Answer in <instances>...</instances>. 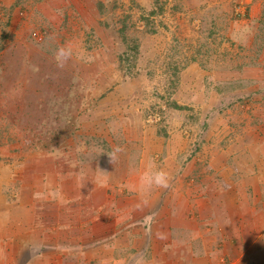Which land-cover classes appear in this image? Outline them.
Masks as SVG:
<instances>
[{
  "label": "rangeland",
  "instance_id": "obj_1",
  "mask_svg": "<svg viewBox=\"0 0 264 264\" xmlns=\"http://www.w3.org/2000/svg\"><path fill=\"white\" fill-rule=\"evenodd\" d=\"M21 1L0 0L3 30L0 45L19 46L20 56L30 57L31 51L36 54L35 48L39 50L40 42L37 45L30 40L33 30L37 29L43 39L35 38V41L45 42L52 53L58 46H70L73 55L63 68H58L53 60L54 65L49 62L43 68L44 76L48 75L47 71L55 72L51 75L61 79L64 85H54L47 91L37 89L40 94L58 96L74 82L82 89L79 94L83 92L86 96L83 105L80 99L72 103L65 101L64 116L60 117L57 111L58 116L53 118L54 112L44 100H37V104L31 95L36 90L31 84L38 82L41 77L38 74L43 73L40 68L33 71L29 67L21 68L15 56L0 53V62H4L0 71V178L9 172L6 182L12 185L13 178L27 173L22 169L35 173L34 167L36 174L45 171L47 175L28 177L25 189L20 187L17 200L36 205L48 203L46 198L52 195L59 202L67 201L63 205L56 201L51 204L53 207L48 205L37 210L41 220L36 228L44 224L52 227L55 224L56 228L64 223L65 215L75 220L71 232L80 228L83 220L87 222L90 205L73 197V192L90 188L98 170L92 165L79 164L76 143L80 134L93 137L91 144L101 145L105 150L110 148V142L114 145L121 139L135 137L144 141L149 151L166 147L174 156L183 152L188 161L186 167L189 164L185 170L194 174L195 181L190 184L193 188L182 184L179 188L195 192L208 191L203 176L214 169L210 164L213 151L226 148L228 153L217 154L220 158L242 150L249 153L246 150L252 149L254 142L253 154L261 180L258 184L264 189V0H59L51 1L59 14L55 19L51 5L44 4V0H35L29 8ZM37 1L42 4L38 6ZM12 2L15 4L10 6ZM23 8L26 9L21 14ZM11 10L17 12L11 13ZM214 23L220 27L218 40L209 36ZM11 24L13 31L9 29ZM5 25L9 27L6 29ZM148 26H153L156 32L150 33ZM5 30L11 33V38L5 35ZM133 41L140 44L138 53L128 48V42ZM88 50H97L101 55L95 61L97 65L90 66L88 60L77 55L80 51L84 56ZM250 60L254 63L238 70L225 65ZM234 80L240 82L225 93L214 87L218 81ZM17 92L25 93L32 103L25 102L17 109L16 103L13 105ZM53 119L55 122L50 123ZM74 120L84 126L80 127L83 132L72 126ZM209 143L216 148L211 149ZM32 147L45 155L43 163L35 164L34 156L25 154ZM136 149L131 151L132 155L124 151L119 155L128 162L127 157L138 156ZM48 150L56 151L59 158L51 156ZM89 155L91 159L93 156ZM215 161L219 164V157ZM139 167L142 169L145 165L142 163ZM69 169L75 176H70ZM196 169L199 174L194 172ZM184 173L178 169L175 174ZM200 174L202 181L197 180ZM31 186L40 193H47L46 189L50 188L53 194L47 193L39 200ZM32 196L38 201L34 202ZM11 198L15 200L14 196ZM67 198L76 201L70 202ZM200 200L204 207L211 201L208 196ZM0 215L7 218L8 213Z\"/></svg>",
  "mask_w": 264,
  "mask_h": 264
},
{
  "label": "crops",
  "instance_id": "obj_2",
  "mask_svg": "<svg viewBox=\"0 0 264 264\" xmlns=\"http://www.w3.org/2000/svg\"><path fill=\"white\" fill-rule=\"evenodd\" d=\"M51 1L57 3L59 0H44L43 3L51 5L52 16L55 19V15L59 14ZM34 2L35 0H22L20 3L29 8ZM37 3L38 6L42 4L40 1ZM14 4L12 2L10 6ZM30 20L31 16L28 19L29 24L32 23ZM7 26L9 25H5L6 29ZM9 29L13 31L14 25L11 24ZM2 32L0 28V34ZM41 52L34 54L31 51L30 57H21L19 46L0 45L2 55L15 56L20 61L21 68L29 67L30 71L38 66L44 68L49 62L54 65L53 53L48 50L43 52L45 55H40ZM3 63L2 60L0 71L3 70ZM191 68L196 69V66L192 65ZM53 73L55 72L47 71L48 75L43 77L44 81L39 79L36 82L38 87L41 85L43 91L49 90L53 83L57 85L55 82L58 80L62 82L61 79L49 76ZM14 95L16 99L13 105L16 103L17 109L22 108L25 102L32 103L25 93L17 92ZM31 95L33 98L37 96L35 91H32ZM49 96L55 94L48 95L47 99L51 100ZM85 97L82 94L80 101L82 105ZM38 99H44L43 94H40ZM58 113L55 111L52 117L56 118ZM59 115L64 116L63 113ZM54 122V119L50 121ZM72 126L83 132L80 127L84 126L78 120H74ZM32 132L36 133V130ZM142 132L146 134V130ZM130 138L133 139L127 140ZM127 139H121L114 145L110 142V148L106 150L101 145L95 146L96 158L90 159L89 156V159L82 163L85 166L92 165L93 169L98 170L96 173L98 176L97 181L91 180L92 186L86 191L79 188L73 192L75 195L73 197L90 205L87 222L83 220L80 228L73 232L71 225L75 220L67 215L65 217L68 223L64 218V223H67L64 226L61 225L64 223L56 225V228L55 224L53 227L44 224L43 227L39 225L36 228V224L41 220L37 210L41 211L44 206H52L57 199L53 201L47 197L48 203L44 201L36 205H28L17 200L20 187L25 189L28 177L32 175L40 177L45 175L44 171L39 175L36 174L34 167L35 173L22 169L27 173L13 178L11 181L15 184L12 185L6 182L9 179V172L2 174L0 214L8 213L9 219L0 215V264H136L137 258L141 255L144 256L146 264H264V189L258 184L261 180L253 154L256 151L254 142L252 149L246 150L250 151L249 153L242 150L220 158L217 154L228 153L226 148L220 147V150L213 151L210 164L214 165V169H210L211 173L203 176L206 177L208 191L195 192L194 189L179 188V184L193 188L190 184H194L195 181L194 174L186 171L189 164L186 167L188 161H185L183 152L174 156L166 147L160 151L158 149L149 151L146 150L144 141L135 137ZM116 145L122 146L124 154L129 155L137 148L138 156L137 154L134 156L141 157L143 161H140L141 158L130 156L126 162V158L122 160L123 156L118 154L115 163H111L107 152ZM209 145L211 149L216 148L213 144L211 147V143ZM128 146L130 149H127ZM34 149L33 147L27 149L25 154L34 156L33 161L36 164L39 160L36 155L39 154ZM81 152L89 155L88 151ZM150 152L160 157L154 158ZM218 157L219 164L215 161ZM142 163L145 168L139 169ZM150 165L165 169L169 174L171 187L145 188L141 185L140 178ZM178 169L185 173L181 176L176 175ZM194 172L200 173L197 169ZM200 177L201 174L197 175V180H201ZM31 187L32 193L39 197V200L47 195L36 192L33 186ZM11 196H14L15 200ZM204 196H208L212 201L205 204L208 205L206 207L200 200ZM32 200L38 201L34 197ZM67 200L76 201L70 198ZM60 221L58 220V223ZM28 241L43 245L40 255L32 258L30 249H23L19 245ZM29 257L31 261L26 259Z\"/></svg>",
  "mask_w": 264,
  "mask_h": 264
},
{
  "label": "trees",
  "instance_id": "obj_3",
  "mask_svg": "<svg viewBox=\"0 0 264 264\" xmlns=\"http://www.w3.org/2000/svg\"><path fill=\"white\" fill-rule=\"evenodd\" d=\"M13 12V10H11V13ZM149 19V18H148ZM215 24V26L213 27V30H210L209 31V36H214L215 37V39L216 40H218L217 38H218V36H219V34H220V27L217 25V23H214ZM149 27V29H148V31L150 32V33H154V32H156V29H154V27L152 26V27H150V26H148ZM126 30H127V27H126ZM8 30H5V35L7 36V37H9L10 36V38L12 37V35H11V33L9 34V31L7 32ZM216 34V35H215ZM218 34V35H217ZM224 36H225V34H224ZM220 38H221V35L219 36ZM222 38H223V36H222ZM32 43H33V41H32ZM33 44H37L36 42H34ZM38 45V44H37ZM128 48L130 49V50H132V51H134V52H136V53H138L139 52V49H140V44H139V42H137V41H133V42H128ZM36 49V51H38V52H40V51H42V53L43 52H45V51H48L49 49H48V47L45 45V42H40V44H39V46H38V49L39 50H37V48H35ZM210 51H212V50H210ZM43 55H45L44 53H43ZM78 56H80V58H82V59H84V60H88L89 62H88V64L91 66H95V65H97L98 64V62H95L96 60H97V57H99V56H101V55H99L98 54V52H97V50L96 51H90V50H88L86 53H85V55L83 56L82 54H80V51L78 52V54H77ZM122 62V61H121ZM254 63V61L253 60H250V61H248V63L247 62H241L240 64H236V65H230V64H225V65H228V68H231V69H233V70H238V69H240L241 68V66H244L245 64H247V65H251V64H253ZM202 64V63H201ZM200 64V65H201ZM204 64V63H203ZM122 65V64H121ZM202 66V65H201ZM205 66H207V64H205ZM66 67H69V66H66ZM210 67V64L207 66V68H209ZM222 67H224V65H222ZM38 68H40V69H38L40 72H43V73H39L40 75H41V77L40 78H38V81H39V79L40 80H43L44 81V69L42 68V67H39L38 66ZM92 67H90V69H91ZM95 69H97L98 71H100L101 69L100 68H98V67H94ZM50 77H53L54 79H55V77H54V75L52 76L51 74L49 75ZM52 78V79H53ZM240 81H241V78H240ZM239 80H236V82H235V80L234 81H226V82H224V81H218V82H216V86H214L215 87V89L216 90H219V92H221V93H225L227 90H231L232 89V87H234L236 84H238L239 82H240ZM55 84H58V86L59 87H62L63 85H64V83H61L59 80L58 81H56L55 82ZM52 85H54V83L53 84H51V87H50V90H52ZM215 85V84H214ZM31 86H33V87H36L35 89V92H36V94H37V96H36V98L37 99H35V101H40L38 98H39V95H40V93H39V91H38V89H37V87H38V85H37V83L36 82H33L32 84H31ZM40 87H41V85H39ZM81 87L80 86H78V85H76L74 82H71V84H70V86H69V88L65 91V93H63V94H60V95H58V96H49L50 98H52L51 100H48L47 99V97H48V94H43V96H44V102H45V104L50 108V111L51 112H55V111H58L59 113H64L65 112V108H64V102L65 101H69L70 103H72V102H74V101H77L78 99H80V101H81V96H82V94H83V92L81 93V94H79L80 92H81ZM84 95V94H83ZM38 101H37V104H39L38 103ZM178 107H182V105H180V104H178L177 105ZM47 107V108H48ZM48 108V109H49ZM52 109V110H51ZM53 110H55V111H53ZM63 111V112H62ZM92 138L93 137H91V136H86V137H84L82 134H80L78 137H77V143H76V145H77V148H76V150H77V153L80 155V159L78 160V162H79V164H81L82 165V163L84 162V160H86V159H89V156L90 155H88V154H86V153H82L81 151H88L89 153H91L92 154V156H93V158H96V157H94V155H96V152H95V146L97 145V144H94V143H92L91 144V142H92ZM33 145V144H32ZM34 147H37V146H35V145H33ZM47 153H49L51 156H53V157H55V158H59V154L55 151V152H52L51 150H48L47 151ZM37 157V159H39L38 160V164L41 162V163H43V160H44V157H45V155H43V154H39V155H37L36 156ZM69 170H71V171H68L69 172V174H70V176H73L74 175V173H73V171H72V169H69ZM74 170H76V169H74ZM44 173H45V171H44ZM45 175H47V174H45ZM46 192L48 193V194H53V192H52V190L50 189V188H48V189H46ZM50 198L53 200V201H56V197H54V196H52V195H50ZM58 201V200H57ZM65 203H67V201H65V200H61L60 202H59V204L60 205H63V204H65ZM63 217V215L61 214V218Z\"/></svg>",
  "mask_w": 264,
  "mask_h": 264
},
{
  "label": "clouds",
  "instance_id": "obj_4",
  "mask_svg": "<svg viewBox=\"0 0 264 264\" xmlns=\"http://www.w3.org/2000/svg\"><path fill=\"white\" fill-rule=\"evenodd\" d=\"M25 9L26 8L21 9L20 13L23 14L24 13L23 11ZM32 35H31L32 39H30L29 37L31 42L32 41L33 43L41 42V41H35L36 37L43 38V34L41 31L34 29ZM72 55H73L72 48L66 45L58 46L53 52V56L58 68H63L67 63V61L72 57ZM122 151H123L122 146L116 145L110 152H107V155L109 156L111 163L113 164L115 163L116 159L118 158V154L121 153ZM140 182L141 185L144 186L145 188H151L153 186L167 188L169 184V174L163 169L155 168L153 165H150L148 169L142 174L140 178ZM24 248L30 249L33 258L34 256L40 255V253L42 252L41 249H43V245L40 244L39 242L28 241L23 244V249ZM136 264H146L143 255L137 258Z\"/></svg>",
  "mask_w": 264,
  "mask_h": 264
},
{
  "label": "bare ground",
  "instance_id": "obj_5",
  "mask_svg": "<svg viewBox=\"0 0 264 264\" xmlns=\"http://www.w3.org/2000/svg\"><path fill=\"white\" fill-rule=\"evenodd\" d=\"M36 39L41 40V39H43V38H41V37H36Z\"/></svg>",
  "mask_w": 264,
  "mask_h": 264
}]
</instances>
